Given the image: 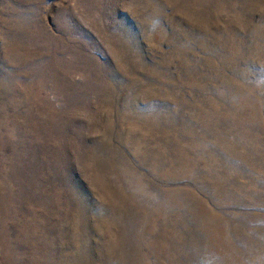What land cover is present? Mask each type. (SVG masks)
I'll return each instance as SVG.
<instances>
[{
  "label": "rangeland",
  "instance_id": "374dc122",
  "mask_svg": "<svg viewBox=\"0 0 264 264\" xmlns=\"http://www.w3.org/2000/svg\"><path fill=\"white\" fill-rule=\"evenodd\" d=\"M0 264H264V0H0Z\"/></svg>",
  "mask_w": 264,
  "mask_h": 264
}]
</instances>
